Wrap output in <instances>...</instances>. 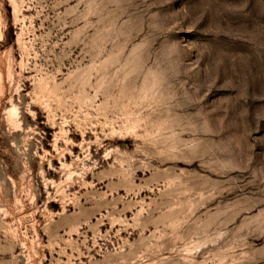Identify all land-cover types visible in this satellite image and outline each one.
<instances>
[{"label":"rangeland","instance_id":"1","mask_svg":"<svg viewBox=\"0 0 264 264\" xmlns=\"http://www.w3.org/2000/svg\"><path fill=\"white\" fill-rule=\"evenodd\" d=\"M164 8L201 11L215 37L189 45L193 71L210 55L246 61L245 36L264 31V0H0V264H186L190 243L223 232L198 259L228 264L225 249L260 226L230 170L247 128L218 143L205 137L222 130L174 107L189 85ZM188 144L221 171L145 158Z\"/></svg>","mask_w":264,"mask_h":264},{"label":"clouds","instance_id":"2","mask_svg":"<svg viewBox=\"0 0 264 264\" xmlns=\"http://www.w3.org/2000/svg\"><path fill=\"white\" fill-rule=\"evenodd\" d=\"M161 15L169 16L164 24V31H170L168 37L174 42L176 59H183L185 63L180 67L183 77L188 83L187 89H180V99L174 107L191 112L199 121L207 124L215 131H221L218 136H206L218 143H226L230 137L240 132L242 126L247 128L241 144L229 145L230 158L234 161L231 171L241 177L244 187L257 199L252 207L247 209L250 215L260 220L259 227H253L245 232L244 236L225 249L230 255L226 256L228 264H264V59L256 57L253 52L257 47L264 48V31H250L243 42L248 44V50L239 49L241 53L247 52L246 61H212L210 56L204 58L196 71L195 64L189 63L195 52L190 51L189 45L193 41L209 45L215 37L205 31L206 21L196 26L201 11L193 8L191 11L177 12L174 8L160 10ZM171 25V29L168 28ZM195 27L194 31L186 29ZM210 49V47H209ZM211 50V49H210ZM251 66V71L246 72L242 66ZM218 77V83L215 78ZM212 96L203 99L209 90ZM226 88V90H219ZM217 97H225L217 100ZM256 132L255 136L251 133ZM251 152L254 157L250 164L246 161L244 152ZM207 152L194 149L190 144L185 145L184 151L178 155L161 156L159 153L146 155L149 164L162 172L169 169H185L188 171H201L206 174L221 171V167L213 168L212 164H219L216 160H206ZM259 205V207H257ZM227 232L219 233L212 238L190 243L182 259L186 264H212L210 256L204 255L198 259L201 249H206L209 244H217L227 236ZM251 240V242H249Z\"/></svg>","mask_w":264,"mask_h":264}]
</instances>
